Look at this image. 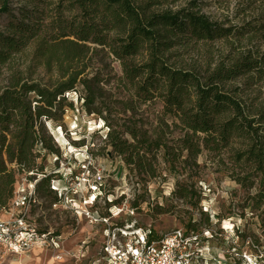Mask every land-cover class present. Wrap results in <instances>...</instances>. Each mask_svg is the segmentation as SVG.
Returning a JSON list of instances; mask_svg holds the SVG:
<instances>
[{
	"label": "trees",
	"instance_id": "trees-1",
	"mask_svg": "<svg viewBox=\"0 0 264 264\" xmlns=\"http://www.w3.org/2000/svg\"><path fill=\"white\" fill-rule=\"evenodd\" d=\"M28 1L37 6L30 14L38 7L51 10L47 19L54 32L49 40L37 36L40 26L25 20L30 14L24 7L14 16L10 1L0 0V16L10 17L0 27V70L5 74L0 86V215L10 206L22 178L40 175L35 195L52 194L53 202L58 199L50 188L57 172H47L37 163L45 151L59 154L42 119L56 120L65 93L74 92L87 110L95 108L108 128L102 149L109 147L121 166L139 178L143 189L139 197L147 194L148 182L162 178L163 166L169 174L196 173L197 158L206 152L218 171L243 188H255L249 200L252 209L260 211L259 225L264 229V105H244L237 97L239 88L229 86L240 76L260 72L264 58L245 50L196 70L173 67L165 55L185 39L213 40L242 33L212 21L195 8L193 0L188 6L161 11H151L150 0ZM32 43L36 64H58L53 86L41 84L34 69L22 71L12 64ZM98 47L119 62L122 96L104 93L99 61L94 62ZM144 55L139 62L137 58ZM92 62L90 74L86 69ZM154 97L161 100V110L155 123L146 126L137 109ZM171 196L200 200L195 180L177 181ZM132 205V210H140V202ZM156 207L162 209L159 203ZM194 227L189 220L188 228H183L198 231ZM255 242L259 244L258 239Z\"/></svg>",
	"mask_w": 264,
	"mask_h": 264
},
{
	"label": "rangeland",
	"instance_id": "rangeland-1",
	"mask_svg": "<svg viewBox=\"0 0 264 264\" xmlns=\"http://www.w3.org/2000/svg\"><path fill=\"white\" fill-rule=\"evenodd\" d=\"M9 1L14 16H19L18 8L24 7V11L30 14L37 7L28 0ZM150 1L154 2L150 7L151 11L176 10L192 2ZM193 1H196L195 8L212 21L223 27L234 26L235 31L242 35H229L227 38L213 40H182L165 53L168 64L176 68L203 70L206 66H213L219 60L226 61L245 50L264 58V0ZM35 10L25 20L40 26L43 32L39 30L37 36L42 35L49 40L54 31L51 20L47 17L52 12L44 7ZM8 20L10 17L0 16V27ZM34 49L35 44L28 45L23 55L15 57L13 66L22 71L30 67L35 70L34 77L41 84L53 86L58 77V64L54 62L48 67L36 64L38 60H35ZM97 50L94 62L99 61L104 93L122 96L124 91L117 83L121 75L119 62L112 60L106 50L99 47ZM144 57L145 55L139 56L137 60L140 62ZM90 68H93V62L86 69L91 74L94 70L91 71ZM0 72L1 86L5 83L4 69ZM229 86L239 88L237 97L244 105L250 108L264 105V64L260 72L240 76ZM65 97L62 107L55 113L56 120L42 119L46 133L52 138L59 154L45 151L37 161L45 166L47 172H57L52 175L53 184L65 198L55 208L52 206V194L38 193L35 205L29 210L30 219L39 229L61 233L64 241L56 251L48 247L43 251L19 255L0 247V264H20L22 261L24 264H94V260L99 257L103 228L90 226L83 215V212L90 209V205L84 202L89 198H94L96 208L103 212L106 210L105 202L109 200H113L111 205L122 207L123 210L112 220L113 225L132 220L140 225L149 224L155 233L163 234L178 227L187 229L191 220L195 224L194 230H210L218 234L210 239L209 245L221 264H264V229L259 225L260 211L253 210L249 200V196L255 192L254 187L243 188L236 184L225 172L218 171L206 157V152H203L197 158L199 169L196 173L189 174V171H185L183 175L169 174L163 166L162 178L148 182L147 194L139 197L143 191L139 178L121 166V159L112 155L109 147L102 149L108 128L95 108L90 106L87 110L74 92L65 93ZM160 110L161 100L154 97L138 107L137 115L141 114L146 126H151ZM192 180H195V187L200 192L198 202L195 199L172 198L171 191L177 181L190 183ZM72 181H75V187H70ZM134 201L137 206L140 202V210L133 209L134 213L130 214ZM158 203L162 206L161 210L156 207ZM224 221L230 223L229 228L223 229ZM255 239H258V245ZM211 264L218 263L212 260Z\"/></svg>",
	"mask_w": 264,
	"mask_h": 264
},
{
	"label": "built area",
	"instance_id": "built-area-1",
	"mask_svg": "<svg viewBox=\"0 0 264 264\" xmlns=\"http://www.w3.org/2000/svg\"><path fill=\"white\" fill-rule=\"evenodd\" d=\"M37 180L38 178H22L16 185L10 206L3 209L0 215V247L13 254H29L48 247L56 251L64 241L61 233L39 231L29 217L30 207L36 203ZM53 180L50 181V188L58 198L52 204L56 208L65 195L59 194ZM71 183L70 187L76 186L75 181ZM84 202L90 205V209L83 212L88 224L103 228L99 257L94 260V264H211L212 260L221 264L220 259L217 260L216 252L209 245L210 239L218 235L214 231H186L178 227L163 234H153L149 224L139 225L132 220L123 225H113L112 220L123 210L122 207L111 204L107 206L108 202H105L106 210L103 212L96 208L94 198ZM129 213L133 214L134 211L130 209ZM223 229L226 228L223 226Z\"/></svg>",
	"mask_w": 264,
	"mask_h": 264
},
{
	"label": "bare ground",
	"instance_id": "bare-ground-1",
	"mask_svg": "<svg viewBox=\"0 0 264 264\" xmlns=\"http://www.w3.org/2000/svg\"><path fill=\"white\" fill-rule=\"evenodd\" d=\"M223 224L225 225V228H229V224H230L229 222L224 221ZM20 264H24V262L22 261L20 262Z\"/></svg>",
	"mask_w": 264,
	"mask_h": 264
}]
</instances>
